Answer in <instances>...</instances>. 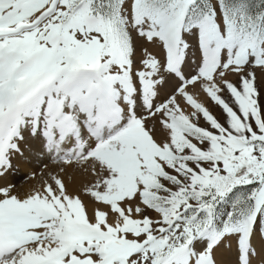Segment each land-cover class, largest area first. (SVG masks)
I'll return each instance as SVG.
<instances>
[{
  "label": "snow or ice",
  "instance_id": "6c2138e0",
  "mask_svg": "<svg viewBox=\"0 0 264 264\" xmlns=\"http://www.w3.org/2000/svg\"><path fill=\"white\" fill-rule=\"evenodd\" d=\"M258 73L264 0H0V177L26 136L94 177L0 187V264H218L226 246L254 264Z\"/></svg>",
  "mask_w": 264,
  "mask_h": 264
},
{
  "label": "bare ground",
  "instance_id": "6f19581e",
  "mask_svg": "<svg viewBox=\"0 0 264 264\" xmlns=\"http://www.w3.org/2000/svg\"><path fill=\"white\" fill-rule=\"evenodd\" d=\"M191 90L196 95L197 99L203 102V100L205 99L203 96L204 94L199 89V87L198 86L193 87ZM30 140L33 143V145L29 146L28 149L22 148L23 154L16 156L17 158L16 165L20 169V173H18V176H26L29 173L31 174V176L32 175L34 176L30 177L28 180H25V182H23L19 186L16 184L17 187H13V192L23 197L25 194L30 193L33 190L41 189L45 182H51L50 176L52 174L53 176L59 175L68 186V190L70 192L80 193V188L84 186L87 183V181H89L88 180L89 175L81 176L77 174V171L76 173L68 175L66 173L69 170L65 174H61V172H59L60 169L59 167L62 165L56 161L54 154L49 153L46 150L42 140L36 139L34 137H30ZM5 176L6 175L0 177V187H5L4 186L5 178H7ZM82 198L85 200V203L88 205L89 212L91 213L93 205L88 203L86 197H82ZM255 246L257 248L259 255L254 257V264H264V246H262L259 238H257V240L255 241ZM232 249H234V246ZM228 250L229 249L226 246L224 249H221L220 251L217 252L216 259L219 261V263L225 260V257L228 254ZM232 261L233 260H230L229 263L231 264Z\"/></svg>",
  "mask_w": 264,
  "mask_h": 264
},
{
  "label": "rangeland",
  "instance_id": "374dc122",
  "mask_svg": "<svg viewBox=\"0 0 264 264\" xmlns=\"http://www.w3.org/2000/svg\"><path fill=\"white\" fill-rule=\"evenodd\" d=\"M198 63V60L196 58V55L195 53H193L192 55V58H191V67L189 69V72L194 74L195 73V70H196V65ZM230 81H232L233 83H238V80H239V77L236 75V74H233V73H230L227 77ZM258 82L261 83L262 85H264V77L260 76V74L258 73ZM203 93V92H202ZM204 94V93H203ZM225 95V98L227 99L228 96H227V93L224 94ZM204 100H203V103H205V105L207 107L210 108V110L213 112L214 115L217 116V118L223 123L224 122V116H223V113H222V110L214 105L209 98H207V96L204 94ZM202 102V101H201ZM201 125L203 126L204 125V122L203 120H201ZM156 136L158 139H163L164 137V133L163 131L160 129V126L159 125H156ZM28 144V145H27ZM30 144V145H29ZM33 143L31 142L30 140V136H26V139L25 141L21 142V148H29V146H32ZM24 146V147H23ZM16 162H17V158L16 156L13 158V169L9 171V173H6L5 177V187L9 186V185H12L14 187H17V185H21L23 182H25V180H28L30 177L34 176L29 173L27 174L26 176H18V173H20V169L19 167L16 165ZM62 165V164H61ZM44 168V167H43ZM59 172H61V174H65L68 170L71 172H67L66 174L70 175V174H73V173H76L77 171V174L78 175H83V176H86V175H89V178L87 181V183L82 186L80 188V192L81 190L83 189V187H85L86 185H88L89 183H91L93 180H94V177L90 174V172H87V171H84L83 168L79 167V166H65V165H62L59 167ZM61 170V171H60ZM64 171V172H63ZM8 174V175H7ZM59 174V173H58ZM85 174V175H84ZM29 175V176H28ZM53 175L51 174L50 178L52 177ZM27 177V178H26ZM16 178V179H15ZM22 180V181H21ZM21 181V182H20ZM20 183V184H19ZM8 184V185H7ZM17 184V185H16ZM87 198V197H86ZM88 201V203L92 204L89 199L87 198L86 199ZM230 260H233L231 264H235V260H236V256H235V251L234 249H229L228 250V254L226 255L225 257V260L221 261L219 263L218 261V264H230L229 261Z\"/></svg>",
  "mask_w": 264,
  "mask_h": 264
}]
</instances>
